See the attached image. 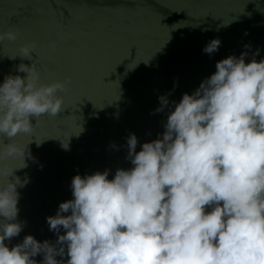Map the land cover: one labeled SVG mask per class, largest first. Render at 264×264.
<instances>
[{
	"label": "clouds",
	"instance_id": "clouds-1",
	"mask_svg": "<svg viewBox=\"0 0 264 264\" xmlns=\"http://www.w3.org/2000/svg\"><path fill=\"white\" fill-rule=\"evenodd\" d=\"M18 38L16 30L0 31V43ZM221 43L213 38L202 51L211 55ZM36 47L22 44L19 56L31 60ZM244 47L217 61L216 71L179 102L170 101L171 93L158 97L164 131L139 151L138 137L128 134L130 168H117L111 179L108 169L73 176L72 199L46 217L54 242L29 234L11 247L26 224L18 219V189L28 181L16 173L26 160L35 162L31 142L15 137L33 132V118L62 112L59 93L71 79L45 83L35 62L6 74L0 82V264H264V58ZM79 129L57 138L65 150Z\"/></svg>",
	"mask_w": 264,
	"mask_h": 264
},
{
	"label": "water",
	"instance_id": "water-1",
	"mask_svg": "<svg viewBox=\"0 0 264 264\" xmlns=\"http://www.w3.org/2000/svg\"><path fill=\"white\" fill-rule=\"evenodd\" d=\"M9 29L19 38L0 43V82L33 62L45 83L71 79L59 93L62 112L33 118V132L15 137L31 142L35 162L26 160L16 173L28 181L18 189V219L26 224L10 247L29 234L56 240L46 217L72 199L76 174L108 169L111 179L117 168L132 166L128 134L138 137L139 151L164 131L166 111L155 112L160 95L179 102L216 71L217 61L239 56L246 44L259 49L257 60L264 58V0H0V31ZM216 37L218 51L204 53ZM31 42L37 45L32 59L19 56ZM79 127L65 150L57 138L66 140Z\"/></svg>",
	"mask_w": 264,
	"mask_h": 264
}]
</instances>
